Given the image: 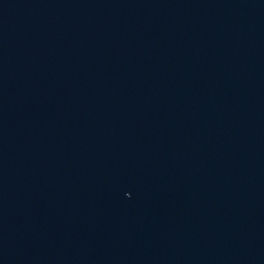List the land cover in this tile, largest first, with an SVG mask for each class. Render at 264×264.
Segmentation results:
<instances>
[{"label":"water","instance_id":"obj_1","mask_svg":"<svg viewBox=\"0 0 264 264\" xmlns=\"http://www.w3.org/2000/svg\"><path fill=\"white\" fill-rule=\"evenodd\" d=\"M0 264H264V0H0Z\"/></svg>","mask_w":264,"mask_h":264}]
</instances>
